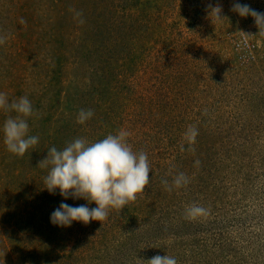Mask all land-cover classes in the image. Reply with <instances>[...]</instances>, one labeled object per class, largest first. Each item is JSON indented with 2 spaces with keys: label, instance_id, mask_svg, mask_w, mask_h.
I'll use <instances>...</instances> for the list:
<instances>
[{
  "label": "rangeland",
  "instance_id": "rangeland-1",
  "mask_svg": "<svg viewBox=\"0 0 264 264\" xmlns=\"http://www.w3.org/2000/svg\"><path fill=\"white\" fill-rule=\"evenodd\" d=\"M235 2L264 12V0H0V92L29 98L40 138L9 153L0 110V264H264V27ZM80 109L94 112L83 125ZM121 129L148 155L145 194L105 221L52 224L61 203L96 205L45 189L48 149ZM179 173L189 183L175 188ZM193 203L208 215L187 219Z\"/></svg>",
  "mask_w": 264,
  "mask_h": 264
},
{
  "label": "clouds",
  "instance_id": "clouds-1",
  "mask_svg": "<svg viewBox=\"0 0 264 264\" xmlns=\"http://www.w3.org/2000/svg\"><path fill=\"white\" fill-rule=\"evenodd\" d=\"M232 10L239 16H251L258 27H264V12L252 9L248 4L235 2ZM75 11V10H73ZM222 7H212L211 13L217 21H222ZM81 11H75V18L79 23L85 21ZM21 24L26 21L21 18ZM5 43V37L0 36V45ZM0 110L6 114L2 126L3 142L9 153L22 158L30 148L39 143V137L30 135L28 119L34 115V109L27 96L9 101L6 93L0 92ZM16 113L11 115L10 113ZM91 109H80L77 114V123L85 124L92 118ZM131 134L121 129L116 134H108L101 140L92 142L85 137H77L68 142L63 149L52 146L47 156L38 164L48 169L43 183L50 194L59 190V195L67 200L83 199L88 204L95 203L90 208L87 204L71 206L61 203L50 215V222L58 227H69L81 222L87 225L90 221H105L111 209L121 211L129 203L135 202L138 196L145 194V188L150 184V163L144 151L135 152L128 143ZM198 130L190 126L186 138L194 144ZM196 164L199 161L195 162ZM161 183L166 190L172 186L182 188L189 183L184 173H179L169 186L167 179ZM208 215V209L193 203L186 207L185 217L196 220ZM99 230V229H98ZM97 230V231H98ZM138 264H178L177 259L169 255H155L148 260L137 259Z\"/></svg>",
  "mask_w": 264,
  "mask_h": 264
}]
</instances>
